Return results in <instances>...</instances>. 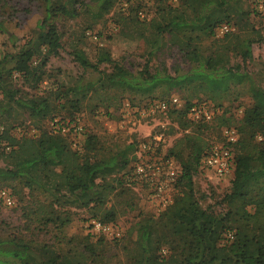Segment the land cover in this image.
Returning a JSON list of instances; mask_svg holds the SVG:
<instances>
[{"label": "rangeland", "instance_id": "rangeland-1", "mask_svg": "<svg viewBox=\"0 0 264 264\" xmlns=\"http://www.w3.org/2000/svg\"><path fill=\"white\" fill-rule=\"evenodd\" d=\"M120 2L82 0L77 16L60 17L57 22L60 46L48 51L42 45L39 54L33 59L32 65H41L44 61L41 81L34 84V80H26L17 73L10 80L9 86L16 98L49 97L50 113L46 118L29 117L17 99L16 103L8 101V95L0 93V126L5 128L3 140L0 141L10 147L8 150L2 149L0 143V167L10 168L26 160L38 165L35 160L42 152V147L47 146L44 140L52 136L50 142L61 140L69 144L70 151L66 153L65 160L70 165L79 166L87 162V156L93 157L90 160H99L98 163H92V167H95V180L101 182L103 178L102 182L107 185L101 203H70L65 201L68 196L63 190L48 193L38 188L28 189L17 179L0 181V188L11 189L16 198L13 208H7L0 202V239L15 235L31 240L34 244L46 243L67 257L80 260L82 264H134L135 260L139 261L141 249L136 241V227L153 218V209L148 205L147 187L141 181H130L132 178L128 179V174L121 183L118 178L121 171L110 168L106 162L119 152H124L130 158L140 141L150 132L152 136L163 132V138H167L166 144L162 143L156 153L164 152L172 156L181 167L189 164L194 156H199L200 161L202 154L212 145L223 142L222 128L233 125L240 136L233 147L235 157H263L264 165V15L253 11V0H241L245 13L230 18L235 29L233 35L251 40L252 57L245 61L234 48L236 38L233 35L205 38L186 30L158 32L156 26L166 23L173 14L184 12L188 16L189 9L184 3L178 7H168L164 0H159L153 10L147 9L148 19H151L139 21L125 14L120 9ZM38 4L35 0H0V19L7 20L9 29L17 38L16 43L24 42L26 37L35 34L41 11ZM100 6L105 9L99 16L96 13ZM10 13H14V18L9 17ZM189 35L192 36V47L187 45ZM230 40L233 44L222 51L224 44L227 45ZM190 48L197 49L199 54L206 57H213L217 50H221L220 64L232 67L239 64V73L232 77L224 90H210L198 79L181 87L160 86L149 94H141L123 90L119 85H101L97 82L98 77L101 72L111 74L112 66L100 63L97 64V70L82 68L72 54L75 49L82 50L95 63L97 54L106 50L112 59L130 73H137L147 64L152 72L165 68L174 74V71L183 72L192 65L185 53ZM4 49L12 50V41L0 35V51ZM251 83L259 88L258 91L251 92ZM73 86H79L75 94L69 90ZM170 95L191 101L210 99L223 107L225 117L216 118L211 124L188 123L174 113L167 117H146L134 112L124 117L125 104L128 102L138 104L149 98L162 99ZM253 106L261 108L260 115L253 113ZM73 115L84 118L92 132L93 136L87 145L82 139L83 135L76 138L77 144L74 145L64 134L52 132L47 124L52 116ZM244 120L249 124L244 125ZM41 138L43 141L39 142ZM199 161L191 167L193 197L199 205L219 213L230 210L235 223L259 232L260 227L264 226L263 177L249 179L242 188L243 195L230 200L226 196L231 192L234 168L218 181L213 172L203 168ZM54 169L58 172L60 166ZM185 181H177L173 185L174 201L169 210L175 214L193 199ZM108 211L114 213V218L120 224L131 225L124 236L118 240L85 236L87 221L94 216L104 219ZM46 218L54 221H41ZM235 227L236 224H233L232 230ZM150 247L153 255L163 256L161 264H169L164 259L170 252L163 230L158 228L155 235L151 236Z\"/></svg>", "mask_w": 264, "mask_h": 264}, {"label": "trees", "instance_id": "trees-1", "mask_svg": "<svg viewBox=\"0 0 264 264\" xmlns=\"http://www.w3.org/2000/svg\"><path fill=\"white\" fill-rule=\"evenodd\" d=\"M35 1L39 2L38 8L41 10L40 18L36 25L37 30L34 32V35L26 37L24 42L16 43L15 40L17 38L9 29L7 20L0 19V35H5L8 40L12 41L13 47L12 50L4 49L3 51H0V93L7 94L8 101L16 103L17 99V101L21 103L20 105L28 113L29 117L44 119L50 113L49 97L42 95L33 96L27 99L16 98L12 88L9 86V82L12 77H14L15 73L22 75L26 80H34V84L41 81L44 61L41 62V65H32L31 63L33 59L39 54L42 45L46 46L48 51L60 46V32L57 27V22L60 20V17L73 18L77 16L78 7L82 3V0ZM158 1L159 0H154V2L146 8L153 10ZM123 2H127V5L124 6ZM164 2L168 7H178L180 4L184 3V6H187L189 9L188 16H185L184 12L182 14L180 12L179 14H173L166 23L162 25L158 24L156 26L158 32L165 30L176 32L186 30L192 33L195 32V36H203L205 38L215 36L223 38L226 35L232 36L235 33L230 18L245 13L240 4L241 0H177L176 2L164 0ZM253 2V11L260 15H264V0H253ZM260 4L263 6L262 9L259 8ZM143 6L144 5L134 0H121L120 2V9L126 15H132L139 21L150 20L151 17L149 19L139 18L137 10L143 8ZM103 9H105V7L100 6L99 9H97L96 14L100 16ZM9 17L14 18V13H10ZM222 24H227L230 29L222 33V35H219L217 30ZM191 38L192 36L189 35L187 39V45L189 47H192ZM233 38H236L234 48L238 51L242 61L250 59L252 57L251 40L248 38L241 39L238 35H233ZM232 44L231 40L227 45L224 44L222 51L224 48H227L228 45ZM222 51L217 50L213 57H206L199 54L197 49L190 48L185 53L187 59L192 65L183 72L178 73L177 71H174V74L169 73L165 68L157 69L152 72L149 70L147 64H145L137 73H130L124 69L122 64L112 59L110 53L106 50L100 51L97 54L95 63H92L82 50L75 49L72 54L75 61L82 68L90 67L97 70V64L100 63H108L112 66L111 74L101 72V75L98 77L97 82L101 85H104V83H110L113 85H119L121 89L129 92L149 94L155 88L160 86H165L167 88L181 87L198 79L205 83L210 90L226 89L232 77L239 73V64H236L234 67L226 66L223 63L220 64L222 58L220 53ZM34 84L32 81L33 88ZM89 85L87 87H89ZM251 85L252 93L258 91L259 88L256 87L254 83H251ZM78 87L79 86H73L69 90L75 94L78 92ZM171 96L172 95L168 98L162 99L149 98L138 104L128 102L131 109L129 114L135 112L137 115H142L141 111L143 109L147 110L155 101H170ZM177 97L181 101V105L178 106L177 104L168 102V105L164 110H157L154 115L146 113L145 116L167 117L174 113L175 115L182 117L185 122L193 124H211L216 118L222 119L225 117L223 107L210 99L199 98L191 101L182 100L179 96ZM193 102L207 103L212 109L219 111H216L210 120H192L188 117L187 111ZM9 103L10 102H8V104ZM260 109L259 106L252 107L253 113L256 115L261 114ZM129 116L130 115L125 113L124 117ZM54 118H58L63 125L68 127V130L65 133H61L60 130L57 131L58 133L67 136L72 143L75 141L76 137L75 125L81 126V133L83 135L82 139L85 141L86 145L90 142L93 136L92 132H90L86 121L80 115H73L71 117L52 116L47 121L50 130H52V128L49 122ZM262 121L264 122L263 119ZM243 123L244 125L249 124L246 120H244ZM224 127H234L238 134L237 141L233 144H228L221 130L223 138L222 143L229 145L232 152L233 165L231 170L234 168V177L231 181V192L226 196V198L232 200L236 196L243 195L242 188L249 179L254 178L258 180L260 177H263L264 179V165L263 157L245 158L239 155L235 157L233 147L239 141V132L236 126L227 125ZM12 128L13 127H11V129ZM4 132L5 128L0 133L1 141L3 140ZM52 132L54 131L52 130ZM151 135L150 132V134L146 136L148 138L145 137L140 143L147 141ZM51 138L53 137L47 136L46 140H44L46 141L47 146L42 147V152L37 160H35L38 162V165L33 164V161L26 160L21 161L18 165H14L10 168L0 167V181L17 179L28 189L38 188L48 193L50 191L60 192L63 190L66 195L70 197H65V201H70V203L79 202L80 205H86L90 202L94 204L101 203L102 193H104L103 190L105 191L107 185L102 182L104 181L103 178H101V182L95 180V167H92V163H98L99 160H90L93 157L87 156L88 161L85 160L87 162H83L79 166H72L65 160L66 153L70 151L68 148L69 144L66 141L61 142V140L50 142ZM166 140L167 138H163L160 142V146H162V143L165 145ZM41 141H43L42 138L39 142ZM70 141L69 143H71ZM6 145L9 144L2 142V149L6 150ZM139 145L137 146V149L135 148L136 151L134 150L133 155L130 158H127L124 152H119L109 157L106 162L107 166L110 168H115L118 169V171H121L118 175L120 182L124 180L125 175L128 174L129 176L132 174L134 163L137 161ZM159 150L160 149L158 148L157 152ZM147 153L150 154V152ZM262 153L264 155V148ZM144 154L146 153H143V155ZM204 154H202L200 161L199 156H194L189 164L182 165L181 172L177 177L178 182L186 180L184 183L188 187V191L193 199L181 206L176 214L173 210H169L170 205L157 214L153 210V218L146 220V222L136 227V241L141 249V259H139V261L135 260L134 264L162 263L163 256L153 255L150 247V238L155 235V231H157L158 228L164 231V236L168 240V251L170 254L165 256L164 259L166 262H169V264H264V226L260 227L259 232L243 228L240 226V223H235L234 217L231 218V216L234 215L230 210H227L225 213H219L215 210H211V208H202L198 201L193 197L191 167L194 162L198 163L199 161L201 164V159ZM127 165L130 166L127 168ZM56 166H60L58 172L54 169ZM216 179L218 181L222 180L218 177H216ZM2 188L7 189L12 195L14 202L11 206H7V208H13L16 198L12 190L7 187H1L0 189ZM55 201L57 202V198ZM0 202L6 207L1 200ZM6 217L9 218L10 216ZM50 219L51 218H46V220L41 219V221L44 223L54 221ZM92 219H97L109 223L114 227H118L120 229V234L115 235L114 233L106 234L103 232H94L86 224L84 235L90 238L118 240L124 236L126 230L131 228V225L120 224V222L114 218V213L112 211L106 212L104 219L97 216L92 217ZM232 222L233 224H236L234 230H232ZM66 223L67 221L64 222L62 226ZM154 242L156 243L157 241L155 240ZM158 247L159 245H157L156 248L158 249ZM0 264L82 263L78 259L69 258L61 252L50 248L46 243L34 244L31 240H26L20 236L14 235L10 238L0 239Z\"/></svg>", "mask_w": 264, "mask_h": 264}, {"label": "built area", "instance_id": "built-area-1", "mask_svg": "<svg viewBox=\"0 0 264 264\" xmlns=\"http://www.w3.org/2000/svg\"><path fill=\"white\" fill-rule=\"evenodd\" d=\"M141 3L143 8L137 10V14L141 19H148L147 6L152 4L154 0H134ZM176 2L177 0H171ZM124 6L127 2L123 3ZM260 9L263 8L262 4L259 5ZM230 27L227 24H222L218 28V33L222 34L228 31ZM95 37V36H94ZM168 102L172 104L181 105V101L176 95H172L170 101L168 100H157L149 106L147 110H142L141 114L145 115L150 113L155 114L157 110H164ZM125 111L128 115L131 111L129 104H125ZM216 111L212 109L207 103L204 102H193L187 111V115L192 120H210ZM52 130L61 133H65L68 127L63 125L58 118H54L49 122ZM76 138L82 137L81 126L75 125ZM4 130V126H0V133ZM21 132V130L19 129ZM222 134L228 144H233L237 141L238 134L234 127H224ZM83 138V137H82ZM163 140V132L157 135H151L150 138L140 143L139 151L137 152V161L134 163L132 174L128 176V179L141 181L147 187V199L148 205L152 208L155 213H159L173 202V185L181 172V167L177 165L175 159L172 156L163 153H156L160 146V142ZM80 141V140H79ZM79 143V142H78ZM77 144L76 141L73 142ZM6 150L10 147L6 145ZM147 152H150L147 153ZM143 153H146L143 155ZM232 163V152L229 145L224 143H218L212 145L201 159V166L206 169H210L215 177L223 178L231 170ZM131 177V178H130ZM0 200L6 206H11L14 202L12 195L5 188L0 189ZM87 226L94 232H103L106 234H120V229L114 227L109 223L102 222L97 219H91L87 222Z\"/></svg>", "mask_w": 264, "mask_h": 264}]
</instances>
